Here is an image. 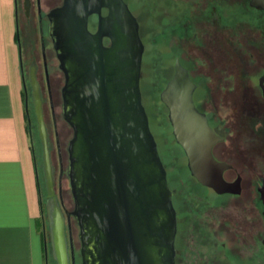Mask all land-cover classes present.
I'll use <instances>...</instances> for the list:
<instances>
[{"label": "water", "instance_id": "1", "mask_svg": "<svg viewBox=\"0 0 264 264\" xmlns=\"http://www.w3.org/2000/svg\"><path fill=\"white\" fill-rule=\"evenodd\" d=\"M102 7L108 8L106 17L101 15ZM94 13L100 15V20L97 32L92 33L88 20ZM53 15L57 48L63 54L60 61L63 65L67 58L77 68L69 119L74 135L69 152L81 160V196L88 224L103 241L105 264H148L145 239L167 234L163 245L172 250L176 215L167 171L142 98L145 45L139 21L125 0H65ZM105 36L111 39L108 47L103 44ZM35 68L29 77L42 143L51 254L57 264H70L65 217L55 193V168ZM68 83L69 80L65 87ZM195 88L188 70L178 60L175 75L161 92L176 141L188 157L191 174L201 184L219 194L239 193L241 178L227 181L224 171L229 164L213 155V146L221 138L209 125L207 116L197 109ZM28 103L26 93L27 108ZM71 189L76 192L72 177ZM159 219L162 228L154 230L152 224ZM48 252L46 243L47 263ZM164 262L173 264L172 257H166Z\"/></svg>", "mask_w": 264, "mask_h": 264}, {"label": "flooded vegetation", "instance_id": "2", "mask_svg": "<svg viewBox=\"0 0 264 264\" xmlns=\"http://www.w3.org/2000/svg\"><path fill=\"white\" fill-rule=\"evenodd\" d=\"M64 2L65 0H24L27 13L35 7L37 10L43 60L42 68L32 62L29 75L35 66L37 80L39 77L42 79L38 82L43 98L44 117L46 90L51 99L59 153L57 165L53 161L54 178L58 172V191L55 183L54 187L65 217L70 264H105L103 241L99 233L92 232L84 209V199L81 196V160L76 153L71 156L69 152L70 140L74 135L69 119L78 75L77 68L71 65L69 59L65 58L62 65L60 60L63 54L57 48L59 45L54 34L56 21L53 12L62 7ZM125 2L130 7V1ZM162 2L166 13L161 17L170 20L169 29L175 40L171 49L172 71L163 89L175 75L178 60L188 70L190 78L192 73L195 77H202L198 82L191 78L196 84L193 92L195 105L207 116L209 125L221 138L213 146V155L230 166L224 171V178L230 182L241 178V191L219 194L201 184L191 174L184 151L190 174L206 193L216 194L222 199H234L235 202L230 203L235 206L225 207L226 202L220 203L219 225L216 228L215 223L207 220L210 212L206 202L187 200L186 196L168 184L176 215L173 248L169 250L163 245L167 242L164 239L167 234L157 237L149 235L144 243L148 256L146 262L165 264L166 257L171 256L173 264H191L184 260L192 255V226L199 222L200 225L206 223L208 235L217 239L215 245L219 255L214 260L217 264H264V0H156L158 6H161L159 8H163ZM108 12L107 7L101 8L103 17ZM133 14L139 21L140 36L145 45L144 63L145 31L141 17L134 12ZM99 20L98 13L89 17L88 29L92 33L97 32ZM103 44L110 46L111 39L105 36ZM142 78L143 64L141 84ZM67 80L69 83L65 87ZM200 80L208 82L205 89L201 88ZM211 81H215L213 86L209 84ZM30 90L32 92L31 86ZM26 93L31 97L28 87ZM55 96L59 99L58 104L54 102ZM58 105L61 108L59 112L56 110ZM163 105L167 108L169 118V109L164 103ZM59 120L64 122L71 134L66 147L60 141ZM153 135L167 171L168 183V168L161 154L159 141L154 133ZM71 177L76 192L71 189ZM246 177L251 179L248 181ZM156 222L157 220L153 222L152 227L160 230L162 220ZM154 230L151 231L153 235ZM142 232H146V228Z\"/></svg>", "mask_w": 264, "mask_h": 264}, {"label": "rangeland", "instance_id": "3", "mask_svg": "<svg viewBox=\"0 0 264 264\" xmlns=\"http://www.w3.org/2000/svg\"><path fill=\"white\" fill-rule=\"evenodd\" d=\"M130 7L134 13L141 17L143 30V37L146 43V54L143 63V78H142V94L143 101L146 107V111L149 116L150 127L157 137L161 154L164 162L168 168V184L172 188L183 196H186L187 200L197 199L204 201L209 207V219L211 223H215L216 228L219 225V206L222 201L226 202L225 207H233L234 199H222L213 193H206V190L199 185V183L192 177L187 168V158L184 154L183 148L178 145L175 137L172 133V126L168 118L167 108L163 105L160 99V92L163 89L167 79L172 71L171 52L174 46L175 40L170 33L169 26H171L170 20L166 17H161L166 13L165 4L162 2V7L158 6L156 0H129ZM24 0H19V17H20V41L22 45L23 64L25 67V81L29 93L30 90V77L29 70L32 62H36L41 68L43 64L42 60V46H41V33L40 26L38 24V16L36 7L26 12ZM163 18V19H162ZM164 20V22H163ZM201 55V54H200ZM53 62V61H52ZM191 78L198 82L202 77L196 76L192 73ZM38 80H42L40 77ZM45 82V79H43ZM208 82L200 80L202 89L207 87ZM215 81H211L209 84L213 86ZM46 86V83H44ZM216 85V84H215ZM222 85V84H221ZM215 88H218L214 86ZM46 98L44 103L45 118L48 125L50 143L53 153L54 165H57L59 153L57 150L56 142V128L52 117L51 99L46 90ZM217 100V98H215ZM54 102L58 104L59 99L54 97ZM56 104V105H57ZM60 106H56L57 112L60 111ZM27 112L30 117L31 134L34 142V149L36 154V161L40 170L41 178V190L43 200H47V187L46 181L42 176V145L38 139L36 130V117L34 114L33 104L29 95V105ZM27 124L29 127V121L27 118ZM58 130L60 132V141L63 147L67 146L68 140L71 137L69 129L64 122L58 121ZM56 190L58 191V172L55 176ZM249 181L251 177H246ZM249 182H247L248 184ZM232 202V203H230ZM193 236L190 242L192 255H188L184 262L191 264H217L214 262L218 254L217 246L213 236H209V231L205 225L194 223L192 226ZM43 230H45V218L43 217ZM209 236V237H208ZM218 260V259H217ZM48 264H57L51 254V248L49 246L48 252Z\"/></svg>", "mask_w": 264, "mask_h": 264}, {"label": "crops", "instance_id": "4", "mask_svg": "<svg viewBox=\"0 0 264 264\" xmlns=\"http://www.w3.org/2000/svg\"><path fill=\"white\" fill-rule=\"evenodd\" d=\"M18 0H0V264H48Z\"/></svg>", "mask_w": 264, "mask_h": 264}, {"label": "trees", "instance_id": "5", "mask_svg": "<svg viewBox=\"0 0 264 264\" xmlns=\"http://www.w3.org/2000/svg\"><path fill=\"white\" fill-rule=\"evenodd\" d=\"M18 9H19V0H18ZM19 34V37H20V31L18 32ZM25 100H26V91H25ZM27 118H28V121H29V131L30 133L31 132V124H30V117H29V113L27 112ZM36 130H37V135H38V139L41 143V140H40V137H39V133H38V127H37V121H36ZM31 139H32V144H33V147H34V142H33V137H32V134H31ZM42 145V143H41ZM34 155H35V160L36 159V154H35V149H34ZM36 168H37V173H38V177H39V186H40V190H41V178H40V170H39V167H38V164H37V161H36ZM42 176L44 177L43 175V169H42ZM45 179V178H44ZM42 192V190H41ZM43 194V193H42ZM43 197V196H42ZM42 200V204H41V208H42V216L45 218V230H44V235H45V243H47L48 247L50 246V240H49V227H48V223H47V216H46V202L43 200V198H41Z\"/></svg>", "mask_w": 264, "mask_h": 264}]
</instances>
